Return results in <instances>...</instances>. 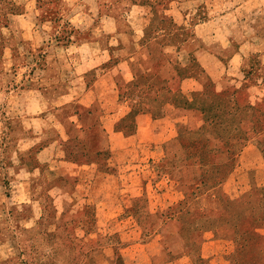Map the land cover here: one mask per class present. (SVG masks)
<instances>
[{
    "label": "crops",
    "instance_id": "0c3cea01",
    "mask_svg": "<svg viewBox=\"0 0 264 264\" xmlns=\"http://www.w3.org/2000/svg\"><path fill=\"white\" fill-rule=\"evenodd\" d=\"M190 4L197 8L188 10ZM121 6L122 15L98 12ZM66 7L74 10L67 21ZM54 10L68 26L64 38L48 32L35 2H0V215L17 223L5 224L8 231L48 233L68 211L62 202L54 219L50 212L54 185L75 184L77 178L66 177L63 166H44L49 140L59 141L67 164L64 144L74 139L92 157L107 152L114 137L132 138L135 144L122 151L136 158L122 163V181L96 182V200L105 198L98 196L102 187L120 181V199L132 198L136 174H143L145 201L168 203L150 214L152 229L145 240L138 214L126 203L118 236L101 238L93 218L102 209H92L88 194L85 211L69 214L83 210L91 217L95 238L90 239L99 246L87 249L90 264H189L178 223L162 216L182 199L191 168L173 163L174 181L159 175L158 168L170 166L183 152V132L202 126L193 99L208 83L217 92L255 88L264 94V0H57ZM197 15L191 32H183ZM164 21L169 29L160 26ZM248 71L251 75H243ZM102 105L114 108L106 112ZM131 114L132 133L123 124ZM155 178L169 186L158 188ZM111 238L118 239V248L104 256L101 244ZM0 245L17 247L9 240Z\"/></svg>",
    "mask_w": 264,
    "mask_h": 264
},
{
    "label": "rangeland",
    "instance_id": "374dc122",
    "mask_svg": "<svg viewBox=\"0 0 264 264\" xmlns=\"http://www.w3.org/2000/svg\"><path fill=\"white\" fill-rule=\"evenodd\" d=\"M25 1L35 2L38 7L40 6L42 10L40 17L43 23L48 26V32L51 35L60 38L66 37L65 33L68 32L66 21L72 17L73 8L66 7V21L63 23L57 18L54 10L57 0ZM187 8L189 10L197 7L194 4H190ZM209 11L207 10V13ZM98 12L100 15H122V6L114 9L99 7ZM197 17L198 15L194 17L195 19L190 22L189 26L185 27L186 30L183 32H191ZM251 77L252 79L255 78L254 75ZM258 93L259 90L255 88L245 90L243 98L262 107L264 106L262 104L264 102V94L259 95ZM252 105L255 104L253 103ZM113 108L112 106L102 105L103 110H101L108 112ZM125 127L128 132H133L130 122ZM244 128L247 132L249 131L248 124H245ZM249 133L247 136L248 141L244 143L245 146L236 154L232 165L220 168L216 174L211 167L213 161L208 160L206 168L201 171L204 174L203 185H200L198 190L187 189L182 199L173 202L164 214L165 216L174 215L179 218L180 223L184 227V234L189 243L187 254L190 257V263L192 259L197 257L203 260V262L196 261L192 264H264V203H262L264 201L260 200V198H264V154L260 152L254 142L257 137H261V134ZM134 144L132 138L115 139L114 137L108 142V151L94 158V161H78L77 163L69 161L66 164L62 158V147L59 141L52 139L47 142L48 152L43 161L44 166L49 168L63 166L65 167L63 171L67 170L68 173L66 177L70 180H72L71 177L77 178V183L75 184L72 181L56 183L48 203L50 211L56 210L59 213L62 202L68 203L66 206L68 211L64 216L60 217L59 227L61 235L51 240L59 248L57 255L58 264H72L75 262L78 253L77 250L72 251L70 248L69 241L73 239L72 236L77 238L84 250L99 246V242L97 244V242L94 243L90 239L95 238V235H91L93 223L87 212L84 213L85 206L90 203V201L86 200L88 194V197L92 196L89 198L92 200L90 204L93 203L92 209H96V206H98L97 209H102L98 210L96 212L98 216L93 218V220L95 219L96 233L102 236L101 238L108 234L118 236L119 226H122L123 203H126L131 211H136L138 214V221L142 228V239L145 240L151 233L150 214L156 212L160 205H165L166 207L168 202L145 201L142 197V191H144L146 183L143 185L142 183L146 176L136 174L138 181L137 187L133 190V197L130 199L124 198L123 201L121 200L122 198L120 199L122 197V187L120 185L122 181V163L134 160L137 155L133 152L122 151V148L133 146ZM71 146L75 148V144ZM223 154H216L214 159L225 163L222 160L224 159ZM156 156L158 159L160 158V154H156ZM74 167L77 168L74 169ZM158 174L161 176L165 175L173 181L177 176L175 169L170 170L168 166L164 165H160ZM104 177H113L121 179V181L102 187L100 190L102 194L98 196H105V198L99 201L96 200L98 194L96 182H100ZM89 181L92 183L86 186L85 183ZM155 181V185L158 184L160 189L169 186V184L165 185L164 180H156L155 178ZM3 192L5 195V190ZM1 201L7 203L6 198H2ZM81 209L84 211L82 210L78 215L69 214L70 210L79 212ZM0 220L4 224L0 226V242L9 240L17 243L16 249H7L6 246L0 245V258H3L0 264H11V262L5 261L14 257V262L16 263L27 259V264H30V260L42 264L45 260L43 253L49 247L46 238L42 234L25 236L22 233L19 234V232L13 233L8 231L5 225L8 223L11 226L13 224L12 220L5 218L4 215H0ZM14 225H17V223H14ZM19 226L22 227V224L20 223ZM81 230L88 233L86 234L88 235L86 239H89V241L85 242L84 233ZM101 245L103 246L104 256L110 257L112 248L116 246L118 248V239H108ZM20 251H23L24 254L16 259ZM98 252L95 254L96 259ZM203 254L204 256H202Z\"/></svg>",
    "mask_w": 264,
    "mask_h": 264
},
{
    "label": "trees",
    "instance_id": "16d2710c",
    "mask_svg": "<svg viewBox=\"0 0 264 264\" xmlns=\"http://www.w3.org/2000/svg\"><path fill=\"white\" fill-rule=\"evenodd\" d=\"M159 24L162 28H170V24L166 21L159 22ZM249 75H251V71L245 73V76ZM244 91L245 90L243 89H226L217 92L213 88L212 83H208L202 93L194 97L193 104H197L198 109L202 112L203 124L197 130L185 131L182 133L179 137V141L183 152L177 158L171 160L172 164L170 166L167 165L170 170L175 169L173 163L176 164V167L178 165L190 166L191 170H189V174L187 173L188 183L186 185V191L187 189L198 190L200 185H203L204 174L201 173V171L206 168L208 160L213 161L211 167L215 170L216 174L217 170L220 168L232 165L236 154L240 152L245 146L244 143L248 141L247 136L250 134L249 132H252L251 134H261V137H257L254 142L260 152L264 154V107H259L256 104L252 105L249 101L245 100L243 98ZM128 122L132 124L133 128L132 114L126 118V121H124L123 124L126 125ZM245 124L249 125L248 132L244 128ZM121 126L122 122L120 124V127ZM72 144H75V148L71 146ZM64 148L66 150V159L76 163L78 161L92 162L94 158L99 156L98 154L92 157L87 155L83 143L78 139L65 143ZM220 153H224V159L222 160L225 161V163L214 159L215 155ZM186 191L184 192V195ZM260 200L264 201V198H260ZM50 212L54 219V211L52 210ZM171 218L175 219L179 225L180 234L184 242V250L187 253V251H189V243L186 240L184 227L180 223L179 218L174 215L162 216L163 220ZM59 223L60 218L58 223H56L55 229L51 232L35 233L42 234L49 245L48 250L43 253L45 260L42 264H58L57 255L59 248L56 244H53L51 240L61 235ZM72 238L73 239L69 241L70 248L72 251L77 250L78 253L75 262L72 264H90L92 261L90 259V250H84L83 246L77 241V239L73 236ZM16 248L17 247H15V249ZM23 254V251L18 252L16 259L20 258ZM14 259L15 257L10 258L5 262H11V264L28 263L27 259H23L17 263L14 262ZM196 261L203 262V260L197 257L192 259L190 264L195 263ZM30 264L38 263L30 260Z\"/></svg>",
    "mask_w": 264,
    "mask_h": 264
}]
</instances>
